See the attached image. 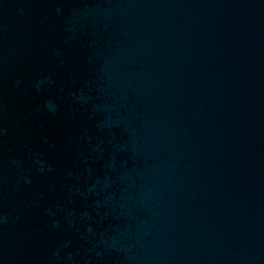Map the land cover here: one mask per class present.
Instances as JSON below:
<instances>
[{
  "label": "water",
  "instance_id": "obj_1",
  "mask_svg": "<svg viewBox=\"0 0 264 264\" xmlns=\"http://www.w3.org/2000/svg\"><path fill=\"white\" fill-rule=\"evenodd\" d=\"M0 264H264V0H0Z\"/></svg>",
  "mask_w": 264,
  "mask_h": 264
}]
</instances>
